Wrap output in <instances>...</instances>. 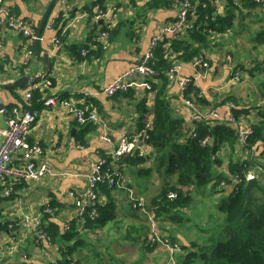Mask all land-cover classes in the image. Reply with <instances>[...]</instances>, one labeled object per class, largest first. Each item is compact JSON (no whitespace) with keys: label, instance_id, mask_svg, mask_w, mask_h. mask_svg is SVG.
I'll return each instance as SVG.
<instances>
[{"label":"crops","instance_id":"1","mask_svg":"<svg viewBox=\"0 0 264 264\" xmlns=\"http://www.w3.org/2000/svg\"><path fill=\"white\" fill-rule=\"evenodd\" d=\"M182 1L148 9L146 5L149 2L152 3L153 0H68L67 3L60 0L51 16H56L60 13L61 6L66 5L62 10L66 18L57 28L49 29L45 26L39 39V47L42 50L39 56L36 54L35 40L31 45L27 37L14 30H8L4 34L0 49V105L3 104L4 108L9 109L18 108L22 112L30 106L25 92L32 85H38L37 89L42 92L40 99L32 104L38 113L27 138L31 144L41 145L43 154L30 158L22 150L13 151L11 166L36 165L41 160H45L55 170L65 174L46 175L40 180H25L21 183L12 181L8 175L2 180L0 184V264H50L52 261H59L62 258L59 244H53L47 240L37 243L35 240V230L43 222V210L47 209L49 203L55 202L56 205L50 213L55 214L52 221L64 229L65 224L77 216L75 200L70 196V191L73 188H85L86 174L92 164L108 160V158L111 159L109 168L116 180V188L111 189L102 185L111 191L107 194L101 186L100 200L103 206L114 203L117 218L98 229L87 231L79 229L87 242L80 248L74 264H132L134 262L137 264H170L167 251L161 247V250L157 251V246L153 247L149 237L144 235L147 231L146 219L137 208L132 206L127 196L128 188H135L130 184L134 183V177L141 187H146L143 176L138 174L139 167L129 162L127 157L131 156L130 154L115 156L116 150L122 144L130 142L145 129V127L140 128L141 103L145 101L148 108H152L155 102L154 94L148 92L147 85L141 81H134L128 91L120 92L113 97L107 96L103 90L120 73L140 60L160 26L177 17ZM4 2L18 18L36 26L37 30L50 0H4ZM90 4L99 5L107 12V16L91 15L87 9ZM227 11L226 0L215 1L214 12L218 16L226 15ZM263 12L264 9L262 14ZM100 20H104V23H100ZM238 21L239 18L236 19L237 26L233 29L235 36L239 37L248 30L250 35L247 38L253 42L251 49L242 54L246 60L245 62L243 60L241 65L245 67L247 76L254 78V86L264 90V81L256 82L258 79H264V45H258L255 40L258 25L252 24L246 29V26L239 27ZM119 22L122 25L114 39L110 40V46L104 49L102 56L89 54L91 50L97 48L98 41L100 42L101 27L115 29ZM58 30L62 31L59 35L60 43L54 46L53 41L58 36ZM174 39L168 37L166 44L171 45ZM211 42L212 40L204 48L209 62L207 74L204 78H197L195 83L197 89L206 95L208 102L202 105L206 113L209 112L211 115L208 118L216 122H226L228 111L223 100L228 98L236 104L239 124L244 127L252 126L259 121L260 114L264 111V96L251 85L243 84L241 81L235 82L230 78L229 70H232L231 66L235 67V64L228 66L227 61V64L223 63L224 55H221L218 48L213 47ZM31 46L35 52L28 56L27 49ZM46 52L52 61V68L47 77L24 88L1 86L24 75L36 77L43 74L47 67V61L43 57ZM253 59L256 60L248 65L247 60L252 61ZM195 60L196 58L187 62H179L181 68L178 76L195 77L197 74ZM47 82L50 84L47 85ZM51 96H56L58 101L67 99L71 105L76 107H83L91 102L102 121L81 124L70 108L66 109L59 103L47 105L46 99ZM168 98L176 116L190 121L184 101L179 97L176 82L171 85ZM257 99L260 102L255 104ZM213 107L216 115L211 114ZM2 109L0 108V147L5 139L3 132L8 126L7 114ZM153 120L152 113L147 115L146 125L152 123ZM105 134L111 137V142L103 138ZM141 148L145 156L149 157L144 164L139 166L150 168L153 160L150 159L152 156L149 152L152 149L143 141H141ZM226 149L221 151L220 157L225 159H222V164L215 167V174H225L233 181L235 174L231 173L229 168L231 156L235 155V159L237 156L244 158L240 153V148L234 152L231 150L225 152ZM125 169L133 174L132 180L129 181V175ZM153 176L159 177L160 175L154 172ZM147 177L148 182L151 176ZM170 178H177V176ZM154 183L152 188L162 187L158 179ZM232 183L223 187V194H218L219 199L222 195H230L233 192L234 181ZM211 187L212 185L208 186V189ZM8 188L12 190L10 195L5 193ZM137 192L146 195L149 203L151 200V204L153 197L157 195L156 191L150 188H145L144 192L137 189ZM219 199L217 201L220 202ZM159 219L163 221L165 216ZM119 220H122L123 227L126 226L128 235H114V225ZM164 226L161 224L163 233L161 234H165L164 238L168 240L171 238L173 242L177 230L172 231L171 225L168 224L167 230L164 231ZM117 231L120 230L117 229ZM131 233L136 234L134 236L137 241L140 240V245L130 246V240L134 239L129 236ZM190 234H188L189 237H191ZM138 235H140L139 238ZM176 239L184 245L193 241L192 238L187 240L183 233L182 235L177 234ZM143 247L148 250L149 258H146L143 252L137 257V250L124 251L131 248L143 249ZM133 254L136 255L135 260L132 259ZM179 255L181 254L178 253L177 257Z\"/></svg>","mask_w":264,"mask_h":264},{"label":"trees","instance_id":"2","mask_svg":"<svg viewBox=\"0 0 264 264\" xmlns=\"http://www.w3.org/2000/svg\"><path fill=\"white\" fill-rule=\"evenodd\" d=\"M190 1L197 5V10H195L197 22H203V24L199 28L191 29L182 37L173 38L171 45L166 44L167 38L153 50L151 65L157 70L158 76L156 81L148 82L147 91L154 94L155 102L152 108H148L143 101L140 115V128H142L146 126L147 115L153 114L154 120L146 132V137L142 140L152 149L149 155L154 157L153 164L150 168L140 167L139 165L144 164L149 156L140 155L139 150L130 154L131 156L127 159L133 166L139 167L138 174L141 177L151 176L154 172L162 177V187L160 192L153 197L152 207L155 208L159 217L165 216L173 220L178 219L179 214L175 212L176 208L186 206L194 199L189 190H185V186H194L198 191H208L214 196V193L223 194L221 189L227 184H233L234 181L233 192L230 195H222L219 199L220 209L225 213L223 222L227 227L225 226L224 230L213 231L211 236H208V243L192 241L189 246L185 247L187 254L179 255L181 257H179V264H264V111L260 114L261 119L251 126L252 133L248 135L244 145L248 146L250 152L253 151L261 156L250 155L246 160L238 156L237 159L231 158L229 168L230 172L235 174L232 181L225 174H215V167L222 164L223 158L220 157L219 152L222 151L223 145L228 146L227 149L230 148L232 152L237 149L238 129L227 121L216 122L210 118L194 122L186 121L185 118L176 116L168 98L170 91L168 72L173 64L194 60L204 51L210 41L215 39L213 34L229 33L235 36L233 29L237 26L235 24L237 18H239V27L258 25L255 40L258 45H264V16L262 14L264 1L226 0L228 11L223 16H218L214 12L216 0ZM171 2L179 3V0H153L146 7L153 9ZM93 8L94 4L87 7L91 15L96 14ZM193 11V9L190 10V17ZM65 18V15L61 14L55 22V28ZM120 25H122L121 22L115 29L103 26L101 30H108L109 39L112 40L117 35ZM61 32L58 30V38ZM90 53L102 56L104 53L102 43L98 41L97 48L91 50ZM190 90L195 93L199 91L195 85H192ZM41 96L42 92L36 89L28 108H33L32 104H35ZM197 101L201 104L208 102L206 95L198 97ZM233 114L238 120L236 108L233 109ZM204 140H207L205 144ZM110 161V158L106 160L105 169L109 168ZM250 172L258 178L260 186L253 189L252 206L240 220L246 202L247 175ZM174 175L177 178L169 179ZM236 178L240 180L238 183L235 181ZM102 185L111 189L116 188L115 184L110 186L108 180L100 182L98 184L99 195ZM210 185L212 187L208 189ZM105 186H102L103 191L110 194L111 190ZM173 191L177 193L176 198L169 196ZM113 204L103 206L102 202H98L95 208L99 216L92 219L87 213L84 229H98L116 220L117 211ZM55 205V202H51L47 209L52 208L53 210ZM47 209L43 210L41 227L46 231L48 241L60 245L62 258L59 264H70L75 260L80 248L87 242L79 231L78 218L71 220L69 227L63 229L52 221L55 214H50L52 211L47 212ZM233 225H237L235 234L226 239L227 228Z\"/></svg>","mask_w":264,"mask_h":264},{"label":"built area","instance_id":"3","mask_svg":"<svg viewBox=\"0 0 264 264\" xmlns=\"http://www.w3.org/2000/svg\"><path fill=\"white\" fill-rule=\"evenodd\" d=\"M65 3L68 0H63ZM257 2H263L264 0H256ZM66 7L61 6L59 9L60 13L56 16H51L48 20L46 26L49 29L55 28L56 20L61 16L62 10ZM96 10V15L98 16H107V12L102 10L99 5L94 6ZM194 10L192 16H189L190 10ZM264 9V6H263ZM197 5L193 4L190 0H183L177 17L169 22H166L160 26L159 31L152 37L151 42L147 49L143 52L140 60L129 67L124 72L120 73L112 82L107 84L103 92L107 96H115L120 92H125L130 89V86L134 81L144 82L146 85L149 84V81H156L158 72L151 65V59L153 57V50L161 42L166 40L168 37L177 38L184 36L188 31L194 28H199L203 22H197ZM264 14V12H263ZM8 30H14L20 32L25 37L31 41V45L34 40L37 38L36 26H33L31 23L24 19L18 18V16L12 11L11 8L6 6L4 0H0V49L2 48L4 34ZM100 42L102 43L104 49H107L110 46L109 31L103 30L99 34ZM60 43L59 38L56 36L53 45L57 46ZM35 50L31 46L27 49V55L30 56L34 54ZM85 52V50L83 51ZM195 66L197 74L195 77L187 76H178V71L181 68L179 62L173 64V67L169 70V80L170 88L171 85L176 82L178 85L179 97L184 101V106L189 112L190 121H200L204 118H208L211 115L206 113L203 105L197 101L198 97L204 95L203 91H198L195 93L191 91V86L195 85L197 78H204L207 74V69L209 68V62L205 51H203L199 56L196 57ZM50 82H47L49 85ZM38 88V85H32L26 92L25 97L28 103H31V98L33 92ZM47 105H57L58 103L65 107L66 109H71L76 116V119L79 123L85 124L88 122L99 123L102 121V118L98 111L93 107L91 102L86 103L83 107H76L71 105L69 100L60 99L57 100L56 96H51L46 99L45 102ZM234 104H229L227 107L228 110V120L230 124H233L239 132V139H241L245 145V141L249 134L252 133L251 126L244 127L239 124V121L235 119L233 114ZM215 109V108H212ZM2 111L7 114V123L8 126L4 130V143L0 147V184L5 176H10L11 180L17 183H21L25 180H40L46 175H64V172L55 170V168L45 160H41L38 164H24L20 166H11V155L13 151L22 150L27 153V157L35 158V156H42L43 147L39 144H31L28 141L27 135L32 129V125L37 118L38 111L33 108H26L22 112L18 108H3ZM211 114L216 115V112L213 110ZM213 117V116H212ZM151 123H147L145 129H143L137 137H134L133 140L126 144H122L115 152V155L122 154H132L139 150L140 155H146L141 148V141L146 137V132L150 128ZM103 138L111 142L112 139L109 135L105 134ZM207 140H204L205 144ZM227 148V147H226ZM223 150V149H222ZM105 161L95 162L92 164L89 172L86 174L87 185L82 189H72L70 191V196L74 198L75 205L77 209L78 222L80 224L79 229L87 231L88 228L84 229L87 221V213L90 214L92 219H95L99 216L95 206L98 205V202H101V196L99 195L98 184L108 180L109 185L113 186L116 183V180L111 172L110 168L105 169ZM254 173L250 172L247 175V180L254 178ZM238 183L240 180L235 179ZM11 189L8 188L5 193L7 195L11 194ZM128 199L132 203L134 208H137L141 213L145 214L147 219V224L149 225L148 237L151 245H158L161 248H164L168 253L171 259L172 264H177L175 256L177 255L180 245L175 244L172 246L168 239L162 238L159 216L156 214L155 208L151 206L147 197L140 195L135 188H128ZM171 198H176L177 193L171 192L169 194ZM52 211V208H48L47 212ZM69 227V222L65 224V229ZM35 240L37 243H40L42 240L47 239V233L43 227L36 228ZM178 246V247H177ZM50 264H59V261H52ZM70 264H74V261Z\"/></svg>","mask_w":264,"mask_h":264},{"label":"rangeland","instance_id":"4","mask_svg":"<svg viewBox=\"0 0 264 264\" xmlns=\"http://www.w3.org/2000/svg\"><path fill=\"white\" fill-rule=\"evenodd\" d=\"M261 23H263V21H261ZM248 27H246L247 29ZM215 35V39L212 40L211 45L213 47H217L218 51L221 53V55H224V61L223 63H228V66H230L232 63L235 64V67L231 66L232 70H229V75L231 79H233L235 82H243V84H247V85H251V87L253 89H255L257 92H259L262 96H264V90L263 89H257L254 84V78H251L250 76H247V73L245 71V67L242 64L243 60L245 62V58L242 55L244 52H247L248 50L251 49L253 42L250 38H247L248 35H250L248 33V30H246V32H243L241 36L237 37L236 36H232L229 33H225V34H213L212 36ZM247 55V53L245 54V56ZM256 59H253L252 61L247 60L248 65H251L253 61H255ZM230 62V63H229ZM226 63V64H227ZM240 63V64H239ZM227 66V67H228ZM264 68V67H263ZM231 72V73H230ZM264 81V79H258L256 82L259 81ZM264 85V84H263ZM262 85V87H263ZM245 86V85H243ZM224 105L227 108L229 104H234V107L236 108V104L233 100H230L228 98H225L224 100ZM260 100L257 99L255 100V104L259 103ZM214 108V107H213ZM215 109H212V111ZM228 111V110H227ZM259 115V112H258ZM257 117V116H256ZM260 119H261V115H260ZM259 119V120H260ZM244 142L238 138L237 140V148L241 149V155L244 159H248L250 155L252 156H261V154H255L253 151L249 152V148L248 146H243ZM226 145H223L222 149H226ZM221 149V150H222ZM228 150H231L230 148L226 149L225 152H227ZM220 156H221V151L219 152ZM259 153V152H257ZM123 155V154H122ZM116 157L118 155H115ZM121 156V155H119ZM233 157V159H235V155H232L231 158ZM223 158V157H222ZM150 159H154V157H150ZM225 159V158H223ZM125 171L128 172L129 175V181L132 180L133 178V174H131L128 169H125ZM253 173V172H252ZM154 175V173L152 174ZM150 177V180L147 182L148 177L144 176L142 179L144 181H146L145 185L147 189H152L153 191L155 190L156 193L158 194L161 190L160 186L159 187H155L152 188V184L154 182L157 181V179L160 181V184H162V178L153 176ZM134 184L133 187L135 186V190L140 189L144 192L145 188L141 187L140 184L136 181V178L134 177ZM123 184H125V181H123ZM155 186V183H154ZM185 190H189L190 194L193 196V200L186 206L183 207H179L176 208L175 212L178 213L179 215L177 216L178 219H171L169 217H165V220L160 222V228H161V233H162V227L161 224L164 226L163 230L166 231L167 230V225L170 224L172 231L173 230H177V233H175V235L177 236V234H181L183 233V236H185V238L187 240H190V238L193 239V241H197L199 243H208V236H211V234L213 233V231L215 230H224L226 224L223 222V220L225 219V213L220 209V203L219 201H217L219 199V193H214V196L210 195L208 191L205 192H201L198 191L197 189H195L194 186H185ZM158 191V192H157ZM225 191V189H224ZM221 192H223V189H221ZM188 193V192H186ZM259 195H261V193H259ZM145 197H147L146 195H144ZM148 199V197H147ZM132 204V203H131ZM150 204H151V200H150ZM133 205V204H132ZM152 205V204H151ZM252 206V204H251ZM250 206V207H251ZM250 209V208H249ZM222 212V213H221ZM143 214V213H141ZM145 219L146 216L145 214H143ZM224 215V216H223ZM130 216V215H128ZM224 217V218H223ZM122 220L117 221V223L114 225V235L115 236H123V235H128V230L126 228V226H122L121 224ZM147 222V219H146ZM129 223V222H128ZM127 223V224H128ZM236 226L237 225H233L232 227L227 228V232H228V236L226 237L229 238L231 236H233L235 234L236 231ZM227 227V226H226ZM117 229H119L120 231H117ZM117 231V233H116ZM142 233V232H140ZM145 233V231L143 232V234ZM149 233V225L147 224V231L144 234L145 236H148ZM191 233V237L188 236V234ZM163 234V233H162ZM135 233H131L129 236L130 237H134V239L130 240V246H136L137 244H141L140 240L137 241V238ZM142 235V236H144ZM164 238L165 234L162 235ZM176 236L174 237L175 240H173V242L171 241V238L169 240V242H171L170 244L172 246H174L175 244L180 245V248L178 247L179 251L178 253L185 255L187 254V251L185 249V247L189 246L190 243L192 241L189 242L188 245H184L183 243H179L176 239ZM180 236V235H179ZM140 237V235H138V238ZM142 239V238H140ZM151 244V243H150ZM157 246V251H160V246L158 245H154L153 247ZM133 250H137L136 255L137 257L140 256L143 252V254L145 255L146 258H149L148 255V250L143 247V249H136V248H131L130 250H124V251H133ZM134 253V252H132ZM138 253V254H137ZM177 253V254H178ZM168 256L169 253L167 252ZM136 255L133 254L132 259L135 260ZM128 256V255H127ZM181 258V257H180ZM146 259L144 258V261ZM170 260V264L171 263V259ZM175 260L177 262V264H179V256L177 257V255L175 256ZM132 264H137V262H134Z\"/></svg>","mask_w":264,"mask_h":264},{"label":"water","instance_id":"5","mask_svg":"<svg viewBox=\"0 0 264 264\" xmlns=\"http://www.w3.org/2000/svg\"><path fill=\"white\" fill-rule=\"evenodd\" d=\"M59 1L60 0H50L44 14L41 17V20H40V23L37 29V38L35 39V49H36V54L38 56L41 55L42 53V50L39 47V39L41 38L42 31L44 30L48 20L50 19L51 13L54 7L57 6ZM100 23H104V20H100ZM43 57L47 61V67L43 74L36 76V77H32L31 75H24V76L17 78L16 80L1 84V86L4 88H24L30 84L39 82L40 80L47 77L52 68V61H51L50 56H48L47 52L44 53ZM0 108H4L3 104L0 105ZM259 186H260V183L257 177H254L247 181L246 186H245L246 202H245V207L242 210V213L240 215V218H239L240 220L243 219V217L249 210L251 204L253 203V189Z\"/></svg>","mask_w":264,"mask_h":264},{"label":"clouds","instance_id":"6","mask_svg":"<svg viewBox=\"0 0 264 264\" xmlns=\"http://www.w3.org/2000/svg\"><path fill=\"white\" fill-rule=\"evenodd\" d=\"M248 181V180H247ZM220 194V193H219ZM152 206V205H151Z\"/></svg>","mask_w":264,"mask_h":264}]
</instances>
